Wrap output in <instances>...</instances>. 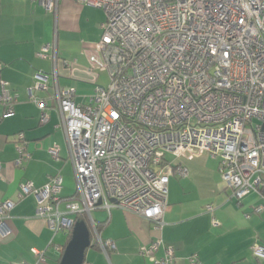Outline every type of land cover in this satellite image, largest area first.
Listing matches in <instances>:
<instances>
[{"label":"built area","instance_id":"2783aa9c","mask_svg":"<svg viewBox=\"0 0 264 264\" xmlns=\"http://www.w3.org/2000/svg\"><path fill=\"white\" fill-rule=\"evenodd\" d=\"M38 1L57 15L59 0ZM81 1L105 13L88 64L94 70L106 67L110 80L77 103L72 88L57 84L55 71L52 92L50 75L35 73L28 96L42 110V121L48 100L55 103L74 189L63 196L57 174L43 185L21 183L17 199L33 194L36 216L54 232L70 231L75 219L85 216L104 254L114 243L100 236L92 211L121 208L161 230L169 180L188 175L177 159L215 158L232 196L255 191L264 200V0ZM51 47L55 43L42 47L38 56L56 65ZM37 90L48 94L37 97ZM0 100L6 105L3 115L12 114L15 97L4 86ZM50 152L56 156L58 149ZM14 202L0 200V238L11 233L7 219ZM206 210L211 213L213 207ZM161 243L157 238L139 253L153 256ZM31 251L45 259L43 251ZM253 251L264 258V244L255 243ZM174 259L173 247L165 246L153 264ZM189 264L203 263L190 256Z\"/></svg>","mask_w":264,"mask_h":264},{"label":"crops","instance_id":"0c3cea01","mask_svg":"<svg viewBox=\"0 0 264 264\" xmlns=\"http://www.w3.org/2000/svg\"><path fill=\"white\" fill-rule=\"evenodd\" d=\"M105 17L102 8L81 0H59L57 15L38 0H0V92L4 86L15 97L13 113L7 116L3 115L6 105L0 100V200L15 201L7 219L11 233L0 238V264H59L70 239L66 231L54 232L36 216L33 194L17 199L21 183L43 185L57 174L62 177L63 196L74 189L73 165L55 103L48 100L44 110L48 117L42 121V110L27 90L34 83L35 73L41 71L50 75L52 92L55 71L57 84L72 88L74 100L85 103L95 92L85 93L86 84L97 81L95 89L101 85L99 70L90 69L88 55L101 39ZM54 43L55 48H49L48 53L56 54V65L52 58L38 56L42 47ZM46 93L37 90L34 94L42 97ZM55 147L58 154L53 156L50 149ZM20 149L30 156H21ZM16 160L21 162L16 164ZM176 163L185 165L188 175H174L169 180L162 229H154L152 221L121 208H96L92 218L103 223L100 236L111 240L114 248L104 254L92 244L91 237L84 261L153 264L155 258L164 255V247L171 246L173 264H189L190 256L203 264H264V258L253 251L255 243L264 244L261 196L255 191L239 199L232 196L215 158H180ZM207 205L213 207L211 213ZM157 238L162 243L153 256L139 253ZM32 248L43 251L45 259L38 260Z\"/></svg>","mask_w":264,"mask_h":264},{"label":"water","instance_id":"95a60500","mask_svg":"<svg viewBox=\"0 0 264 264\" xmlns=\"http://www.w3.org/2000/svg\"><path fill=\"white\" fill-rule=\"evenodd\" d=\"M89 246H91V234L88 225L83 218H77L59 264H82L85 259V250Z\"/></svg>","mask_w":264,"mask_h":264},{"label":"rangeland","instance_id":"374dc122","mask_svg":"<svg viewBox=\"0 0 264 264\" xmlns=\"http://www.w3.org/2000/svg\"><path fill=\"white\" fill-rule=\"evenodd\" d=\"M97 70H99L98 82L102 86H106L110 80V75H109L108 69L105 67V68H99ZM96 83H97V81H95L93 83L86 84L88 86V88H87V91H85V93L89 94L91 92V90L94 91Z\"/></svg>","mask_w":264,"mask_h":264},{"label":"trees","instance_id":"16d2710c","mask_svg":"<svg viewBox=\"0 0 264 264\" xmlns=\"http://www.w3.org/2000/svg\"><path fill=\"white\" fill-rule=\"evenodd\" d=\"M260 189L264 192V185L261 186ZM80 218H83V219L86 221L85 216L81 215ZM86 222H87V221H86ZM87 225H88V224H87ZM102 225H103V223H99V222L97 223V230H98L99 232H100V229H101ZM88 227H89V226H88ZM66 232H67V234H68V236H69V238H70L71 230H70V231L67 230ZM92 244H93L94 246H97V244H96L95 242H92Z\"/></svg>","mask_w":264,"mask_h":264}]
</instances>
